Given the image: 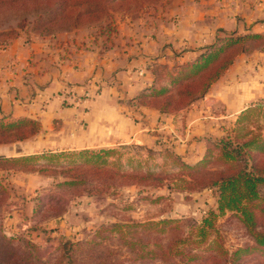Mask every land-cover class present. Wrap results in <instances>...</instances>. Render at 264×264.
<instances>
[{
    "label": "crops",
    "instance_id": "obj_1",
    "mask_svg": "<svg viewBox=\"0 0 264 264\" xmlns=\"http://www.w3.org/2000/svg\"><path fill=\"white\" fill-rule=\"evenodd\" d=\"M92 38L76 30L53 37L0 40V126L32 122L25 139L0 143V156L114 148L168 149L200 161L236 117L264 100V47L245 52L187 109L160 113L137 103L169 70L229 34L264 36V0H169L156 16L111 23ZM22 192L48 179L22 174Z\"/></svg>",
    "mask_w": 264,
    "mask_h": 264
},
{
    "label": "rangeland",
    "instance_id": "obj_2",
    "mask_svg": "<svg viewBox=\"0 0 264 264\" xmlns=\"http://www.w3.org/2000/svg\"><path fill=\"white\" fill-rule=\"evenodd\" d=\"M168 3L169 0H114L108 2L107 14H98L92 21L84 18L66 34L78 30L92 38L101 37L106 35V28H111V23L156 16ZM61 34L65 33L57 35ZM18 35L28 37L37 36V33L31 32L28 25L22 29L16 28L14 23L9 27L0 26V40ZM247 43L250 48L251 44ZM240 126L239 140L242 136L247 139L249 132L264 137L262 112L252 114ZM123 146L128 149L122 150L120 156L107 158L111 169L137 175L147 172L163 178L162 185H165L157 186L152 181L115 180L107 181L113 188L106 191L99 188L89 191L86 184L71 187L64 184L73 175L69 170L84 168V158L64 155L54 160L41 158L28 163V167L43 170L48 181L37 192H22L19 179L22 174L29 173L13 171L9 169L10 164L0 160V264H213L207 259L216 255L213 246L206 242L199 248L192 243L193 237L186 243L176 237L187 236L191 227L198 225L209 212L217 215L214 228L228 255L236 249L252 246L237 215L218 214L215 192H180L177 188L169 191L167 185L173 182L172 176L187 171L181 170L180 160L168 149ZM252 156L249 163L261 159L255 152ZM206 160L202 167L205 171L235 168L224 164L216 150L211 149ZM78 177L83 178L84 174L79 171ZM260 195L264 196V189ZM162 220L179 223L164 226L165 233L141 227ZM260 223L264 227V215L260 216ZM113 224L125 227L120 232L111 230ZM2 237L7 240L8 247ZM188 253L202 258L189 260L186 258ZM230 264H264V249L240 252Z\"/></svg>",
    "mask_w": 264,
    "mask_h": 264
},
{
    "label": "trees",
    "instance_id": "obj_3",
    "mask_svg": "<svg viewBox=\"0 0 264 264\" xmlns=\"http://www.w3.org/2000/svg\"><path fill=\"white\" fill-rule=\"evenodd\" d=\"M112 1L114 0H0V26L9 27L10 23H14L16 28L22 29L28 25L29 30L37 33L39 37L45 34L53 37L59 32L67 33L76 28L84 18H87V21H92L98 14H107V4ZM106 30L108 36L112 29L106 28ZM7 40L9 39L7 38ZM247 42L251 44L250 48L246 46ZM263 47L264 36L261 35L229 34L218 38L214 44L205 47L203 53L194 59L181 65L174 64L169 70L157 71L154 84L147 92H143L137 97V103L167 114L187 109L192 103L207 94L213 82L231 65L235 57L245 52L263 49ZM263 109L264 100H260L242 111L225 131L224 136L209 144L200 161L187 164L177 158L180 160L181 170L187 171V173L180 172L173 175L171 178L173 182L167 185L169 191L177 188L180 192H202L204 190L215 192L218 214L234 213L249 234L252 246L236 249L228 255L218 241L219 236L216 235L214 228V220L217 215L209 212L198 225L191 227L187 236H176L181 243H186L193 237L192 243L197 244L196 246L199 248L206 242L208 246H213L216 255L207 258L213 264H230V261L240 252L264 249V227L260 225V216L264 215V196L260 195L261 189H264V137L260 138L259 134L249 132L247 139L242 138L244 136L240 140L238 138V132L242 130L241 123L256 112H262L264 115ZM34 131L35 127L32 122L1 125L0 143L25 139ZM232 137L237 139L234 141ZM209 148L212 151H217L218 158L224 164L235 166V168L227 171L203 170L202 167L206 164V158L211 152ZM125 149L128 147L45 153L15 158L0 156V160L10 164L11 168L9 169L13 171L35 173V175L44 177L43 170H36L28 167L27 164L41 158L54 160L64 155L81 156L84 158L85 167L71 168L69 173L73 175L64 184L71 187L86 184L87 187L88 185L90 187L89 191H97L98 188L100 191L109 190L113 188V185L107 184V181L115 180L152 181L158 184L157 186L165 185H162L163 178L147 172L137 175L120 173L117 169H111L107 158L120 156L122 150ZM254 152L261 159L249 163L250 159L253 160L252 153ZM79 171L84 174L83 178L78 177ZM178 223L179 221L162 220L141 225V227L165 233L167 230L163 228L164 226L168 227ZM123 227L125 226L113 224L111 230L118 229L120 232ZM210 237L213 238L210 239ZM2 240L8 247L7 240L4 237ZM206 250L209 249L206 248ZM7 254L10 255L9 251ZM199 257L201 256L189 253L186 256L189 260Z\"/></svg>",
    "mask_w": 264,
    "mask_h": 264
}]
</instances>
